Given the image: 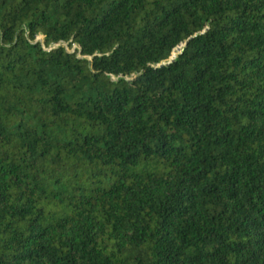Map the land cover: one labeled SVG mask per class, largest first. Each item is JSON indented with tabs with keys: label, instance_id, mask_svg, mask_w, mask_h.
I'll return each mask as SVG.
<instances>
[{
	"label": "trees",
	"instance_id": "trees-1",
	"mask_svg": "<svg viewBox=\"0 0 264 264\" xmlns=\"http://www.w3.org/2000/svg\"><path fill=\"white\" fill-rule=\"evenodd\" d=\"M0 264H264V0H0Z\"/></svg>",
	"mask_w": 264,
	"mask_h": 264
},
{
	"label": "rangeland",
	"instance_id": "rangeland-1",
	"mask_svg": "<svg viewBox=\"0 0 264 264\" xmlns=\"http://www.w3.org/2000/svg\"><path fill=\"white\" fill-rule=\"evenodd\" d=\"M38 39H42V37L39 36Z\"/></svg>",
	"mask_w": 264,
	"mask_h": 264
}]
</instances>
